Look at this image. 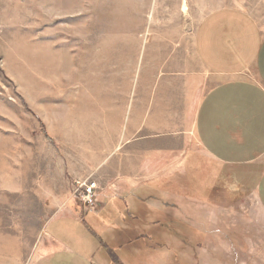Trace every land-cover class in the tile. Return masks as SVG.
I'll return each mask as SVG.
<instances>
[{
  "label": "rangeland",
  "instance_id": "rangeland-1",
  "mask_svg": "<svg viewBox=\"0 0 264 264\" xmlns=\"http://www.w3.org/2000/svg\"><path fill=\"white\" fill-rule=\"evenodd\" d=\"M229 6L264 28V0H0V264H264V209L201 154L194 131L177 159L146 164L139 217L85 209L71 178L99 184L122 153L124 111L105 100L126 83L132 98L137 44L181 46L196 65L198 23Z\"/></svg>",
  "mask_w": 264,
  "mask_h": 264
},
{
  "label": "crops",
  "instance_id": "crops-1",
  "mask_svg": "<svg viewBox=\"0 0 264 264\" xmlns=\"http://www.w3.org/2000/svg\"><path fill=\"white\" fill-rule=\"evenodd\" d=\"M122 54L117 51L119 58ZM190 54L186 48L162 41L150 40L143 47L137 44L131 67L139 66V75L132 98L129 83L117 100L110 88L105 103L120 104L124 113H117V118L126 123L119 140L122 153L99 173L101 191L96 194L94 214L104 213L109 205L116 216H138L136 191L147 186L139 175H149L144 168L150 160L182 155L189 131H194L201 154L221 173L245 185L264 209V28L240 8L214 9L200 20L194 33L196 65ZM205 73L211 80L207 89ZM171 166L156 170V175ZM80 177L77 172L71 176L72 181ZM169 177L164 176L165 183ZM101 196L106 204L98 201ZM46 236L49 243H61L58 236ZM46 247L44 242L42 253Z\"/></svg>",
  "mask_w": 264,
  "mask_h": 264
},
{
  "label": "built area",
  "instance_id": "built-area-1",
  "mask_svg": "<svg viewBox=\"0 0 264 264\" xmlns=\"http://www.w3.org/2000/svg\"><path fill=\"white\" fill-rule=\"evenodd\" d=\"M74 194H77L83 207L89 211L93 210L96 202V194L99 189L96 179L91 175L74 180Z\"/></svg>",
  "mask_w": 264,
  "mask_h": 264
}]
</instances>
